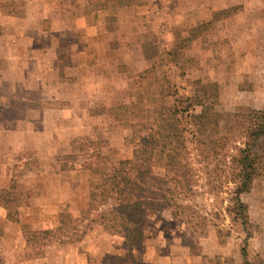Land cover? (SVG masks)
Instances as JSON below:
<instances>
[{"label":"rangeland","instance_id":"374dc122","mask_svg":"<svg viewBox=\"0 0 264 264\" xmlns=\"http://www.w3.org/2000/svg\"><path fill=\"white\" fill-rule=\"evenodd\" d=\"M184 1L0 0V183L17 178L11 212L20 219L0 207V264H245L244 247L253 264H264V155L242 195L245 230L231 201L238 141L221 148L192 116L209 83L218 85L216 112L264 109V0L216 1L212 21L194 38L182 22ZM86 42L97 46L93 57L78 53ZM105 49L113 66L95 68L84 82L81 65H98ZM42 52L57 61L42 66ZM173 105L185 147L147 178L142 249L128 253L125 230L113 223L92 224L69 244L27 238L23 226L39 231L81 219L100 182L85 166L92 153L131 158L139 137ZM219 136L228 137L223 121ZM193 232L200 255L189 247Z\"/></svg>","mask_w":264,"mask_h":264},{"label":"trees","instance_id":"16d2710c","mask_svg":"<svg viewBox=\"0 0 264 264\" xmlns=\"http://www.w3.org/2000/svg\"><path fill=\"white\" fill-rule=\"evenodd\" d=\"M89 2L93 6L97 5L94 4V0H89ZM206 24L208 23L192 28L190 36L199 37V31ZM217 86L216 83L201 86L202 95L198 94L196 104L202 107V111L192 116L195 125L202 130V136L222 142L221 148H226L230 140L235 143L238 141L234 144L236 153L232 155L234 172L230 182L234 183V189L231 201L235 220L240 221L247 230L250 225L248 207L242 200V195L252 189L255 178L260 175L264 145L261 149L262 153L257 152L255 148L258 141L264 139V109L243 108L231 113L216 112L214 105L218 97ZM211 98L213 100L209 102ZM191 101L189 97L185 99L187 106H184V111H189L193 105ZM165 108L169 111V115L162 118L155 117L158 118V128L150 125V128L139 137L131 158L115 162L102 152L92 153L85 166L95 175L100 176V182L91 188L88 209L84 211L81 219L65 217L56 228L39 231L27 230L23 226L27 238L36 239V241L41 239L40 243L43 246L51 241L69 244L81 239L92 224L113 223L125 230L124 248L128 253L135 249H142L143 221L146 216L144 202L148 197L147 178L155 167L164 165L166 156L171 153L176 154L185 147L177 122L178 110L181 111V109L177 105L165 106ZM221 121L225 124L228 137L219 136ZM164 127L167 130L163 129ZM17 182V178L13 177L11 185L1 191L0 205L8 211L9 220L19 223V217L11 212L18 201ZM152 202L157 206L159 199L155 198ZM102 206H105V209ZM192 235L196 244H189L190 250L200 255V244L196 241L198 236H194V232ZM243 255L245 264H253L248 258L245 247Z\"/></svg>","mask_w":264,"mask_h":264},{"label":"crops","instance_id":"0c3cea01","mask_svg":"<svg viewBox=\"0 0 264 264\" xmlns=\"http://www.w3.org/2000/svg\"><path fill=\"white\" fill-rule=\"evenodd\" d=\"M216 1H218V0H191V2L189 0H185L184 5H186V7H185V11L183 13L184 17L182 18V22H184L183 24L184 25L186 24L187 27H191V29H192L196 26H199L200 24L211 22L212 21L211 19L213 16V11L217 9L213 5ZM258 2L260 4H263V1H261V0L260 1L258 0ZM124 6H127V5L124 4ZM262 7H264V5H262ZM260 11L262 13H264L262 9H260ZM262 13H259L258 16H255V18H261ZM85 31H88V32L93 31V27L92 26H90V27L86 26ZM107 33L108 34L106 36H109L110 30L107 31ZM88 35H93V34L90 33ZM96 47L97 46L95 44L86 42L84 45H82L80 48H78L79 49L78 53L79 54H82V53L83 54H89L90 56L92 55V57H93V55L97 54V52H96L97 48ZM3 48H4V45H2L0 47L1 50ZM46 49H48V48H46ZM44 51H45V49H44ZM48 51H49V49H48ZM56 53H60V51H58V49H57ZM42 54L43 55L39 57L40 63L42 64V66L46 65L45 60L48 61L47 58L52 59V62H54L55 59H56V61L58 59V58H55L54 56L50 57V56H48L49 54H45L44 52H42ZM101 54H104V59L96 61L98 65L91 63V61L84 62L81 65L82 68H85V71H84L85 73L83 76L84 82H88L90 80L89 76L94 74L93 70L95 68L107 70L108 68L113 66L111 63L112 57H110L108 50L105 49L103 52H100V55ZM105 55H107V57H105ZM10 62H12V61H10ZM10 62L8 64H10ZM86 71H88V73ZM104 76H107V75H104ZM42 77H43L42 83L46 84L47 78H44V76H42ZM102 77H103V75H102ZM80 78L81 77L77 78V82L81 81ZM74 80H76V79H74ZM44 111H42V112H44ZM8 133H10V130H8ZM4 134H7V132L5 131ZM12 179H13V176L11 178H9V181L5 180V178L3 179L2 183H0V193L3 189H6L11 185ZM0 207H2V206L0 205ZM3 209L5 210V208H3Z\"/></svg>","mask_w":264,"mask_h":264}]
</instances>
